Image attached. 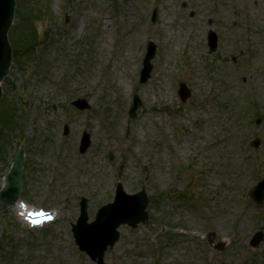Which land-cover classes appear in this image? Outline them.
Listing matches in <instances>:
<instances>
[{"label":"rangeland","instance_id":"374dc122","mask_svg":"<svg viewBox=\"0 0 264 264\" xmlns=\"http://www.w3.org/2000/svg\"><path fill=\"white\" fill-rule=\"evenodd\" d=\"M8 37L0 181L24 146L20 197L58 214L30 227L0 202V264H95L71 223L81 197L90 222L117 183L145 191L148 216L120 225L104 264H264V203L248 194L264 177V0H15Z\"/></svg>","mask_w":264,"mask_h":264},{"label":"water","instance_id":"95a60500","mask_svg":"<svg viewBox=\"0 0 264 264\" xmlns=\"http://www.w3.org/2000/svg\"><path fill=\"white\" fill-rule=\"evenodd\" d=\"M15 0H0V81L7 74L11 62V46L7 38L8 29L12 23L14 15ZM210 51L216 48V35L209 31L207 35ZM153 47L149 49L144 59V68L141 74V81L148 77L151 66L149 59L153 55ZM1 93V90H0ZM179 93L184 100L189 91L184 84H180ZM74 104L79 108H84L83 100L78 99ZM139 105L137 97L130 108L131 117L135 115V109ZM259 139H254L251 145L257 146ZM88 146V135L83 134L80 146V152H83ZM24 164V150L20 146L14 154L9 171L4 177V186L0 190V200L5 204L14 202L21 191L22 167ZM250 196L261 206L264 200V180L260 181L250 190ZM148 199L144 191L134 194H127L120 184L116 187V194L113 202L103 205L96 213L92 222H87L86 200L80 201V215L77 222L72 224V233L74 242L81 251H84L96 264L103 263V253L108 245L112 246L118 239L117 228L125 223L132 227L139 222H143L147 217L145 210ZM262 234L256 233L252 238V244L256 245L261 239Z\"/></svg>","mask_w":264,"mask_h":264},{"label":"bare ground","instance_id":"6f19581e","mask_svg":"<svg viewBox=\"0 0 264 264\" xmlns=\"http://www.w3.org/2000/svg\"><path fill=\"white\" fill-rule=\"evenodd\" d=\"M180 37V35H179ZM179 37H178V41H177V44H176V47L181 43V39L179 40ZM152 89H153V86H152ZM90 172H87V174H89ZM2 184V181H0V185ZM25 203L22 201V200H19L17 201L16 203L13 204L14 206V209L16 208H19L20 210H24V205ZM27 209H29V207H27ZM25 214H29V211L28 210H25ZM49 214H47L46 216H49ZM32 217H34V214L32 213V215H28L27 218H30L29 220L31 221L32 220ZM35 218V217H34ZM38 219L35 218V221H37Z\"/></svg>","mask_w":264,"mask_h":264},{"label":"snow or ice","instance_id":"6c2138e0","mask_svg":"<svg viewBox=\"0 0 264 264\" xmlns=\"http://www.w3.org/2000/svg\"><path fill=\"white\" fill-rule=\"evenodd\" d=\"M33 223H35V221H33Z\"/></svg>","mask_w":264,"mask_h":264}]
</instances>
